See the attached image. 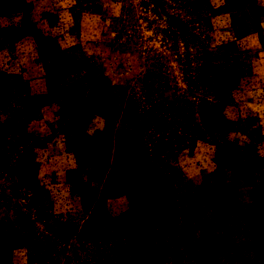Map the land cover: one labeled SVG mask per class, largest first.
Segmentation results:
<instances>
[{
	"label": "rangeland",
	"instance_id": "1",
	"mask_svg": "<svg viewBox=\"0 0 264 264\" xmlns=\"http://www.w3.org/2000/svg\"><path fill=\"white\" fill-rule=\"evenodd\" d=\"M25 1L29 7L13 24L0 17V71L10 75L0 85L13 83L11 91L2 88L3 116L9 117L15 99L23 119L11 128L24 142L5 134L0 150L10 169L13 145L31 148L33 187L13 191L9 175L0 178V264H90L79 256L85 255L82 246L92 245L75 231L89 213L109 216L123 205L152 221L159 239L181 236L180 255L162 264H264V0H210L226 13L224 33L232 36L234 28L245 34L237 67L251 115L231 134L235 146L223 171L208 159L215 143L210 131L174 151L168 191L158 164L142 159L152 149L149 133L168 137V120L152 116L144 125L140 119L187 93L182 66L162 32L165 15L151 11V4L141 8L142 0ZM114 15L125 25L121 35L111 27ZM23 16L50 40L55 57L38 53L34 36L12 37ZM151 55L167 57L161 76L170 81L155 95L145 73ZM199 97L210 100L207 91ZM130 117L139 129L129 126ZM195 117L203 121L196 113L194 124ZM241 178L247 181L239 184ZM22 223L45 241L56 237L57 246L42 252L25 247Z\"/></svg>",
	"mask_w": 264,
	"mask_h": 264
},
{
	"label": "trees",
	"instance_id": "2",
	"mask_svg": "<svg viewBox=\"0 0 264 264\" xmlns=\"http://www.w3.org/2000/svg\"><path fill=\"white\" fill-rule=\"evenodd\" d=\"M150 4L153 6L151 11H156L158 8V12L165 15L166 31L162 32L167 35L168 50L174 54L175 60L182 66L187 88V93L177 96L171 105H162L160 110H152L140 118L144 125L147 124V119L152 116L154 117L150 121L162 119L163 122H167L166 120H168L169 128L166 130L169 132L168 137L164 140L165 133L161 136L149 133L152 149L145 146L149 148V151L145 149L142 156L145 161L158 164L157 168L164 174L163 184L168 191L172 188V179L169 178L168 173L174 151H177L178 148L184 147L185 149L191 146L187 145V140L194 144L193 137L198 132L206 134L210 131L214 133L215 143L209 147L208 159L215 164L214 167H220L218 170L223 171V164L228 158L229 149L232 151L235 146L231 134L236 133V128L240 125L246 124L240 121L241 118H244L243 116L251 115L240 96V93L247 88H243L242 75L238 72L237 67L241 64L239 55L241 54L240 49L245 46L244 39H242L245 34L234 28L231 29L232 36L224 33L220 24L225 22L226 13H219L210 0H142L141 8H146ZM28 7L29 3L25 0H0V17L8 18L13 24V20ZM122 22L117 16H112L111 27L116 30L118 35H121L120 30L126 32ZM129 30L131 31V29ZM22 34L37 38L38 53L45 58L55 57L56 50L53 49L50 40L47 42L44 35H39L28 16L22 17L12 37H19ZM127 37H129L127 41L130 43L129 48L132 39L129 35ZM181 47L184 49L182 53L179 51ZM172 54L170 53V56H173ZM167 57L151 55L146 58L145 73L148 75L146 82L151 86V89L155 88L153 93L149 92L152 95L157 94L159 92L157 90L162 86H169V79L161 76L163 69L161 61ZM6 71H0L1 79L6 80V77L10 76L6 74ZM261 79H264L263 74ZM7 83L8 81H5L0 85V115L2 116H0V144L4 140L5 134L13 136L16 142L20 141L15 130L11 127L13 122L21 124L23 119L19 109L20 104L15 99L13 101L15 107L11 106L9 117L4 118L5 116H3L7 112L3 108L2 88L9 87V91H11V87H13L12 82ZM247 84L249 83L246 82L245 85ZM200 91H207L210 100L200 99ZM4 102H8V99H5ZM198 108L200 109L198 110ZM196 113L202 115L203 121L200 122L198 117H195L196 123L194 124ZM254 115L256 114L254 113ZM244 119L247 120L246 117ZM4 120L5 122L2 123L1 121ZM133 122L130 117L129 126L132 129H139L137 122ZM261 129L262 125L255 128V130ZM138 132L144 133L143 130H138ZM22 145L24 143H21ZM13 148L15 150L11 152L14 164L10 169H6L8 156H4L0 150V178H3L4 174L9 175V181L12 182L10 189L13 191L18 190L20 186L22 189L31 188L33 187L32 172L27 161L31 148L23 146L18 149L15 144ZM149 167L156 168L154 165H149ZM245 180V178H241L239 184ZM36 200L41 202V197L36 196ZM126 206L118 207L116 211L110 209L109 216L101 217L94 212L89 213L85 219L83 218V225L74 234L87 240L92 245V249L82 246V253L85 252V255L84 257L79 256L81 261L88 257L91 259L90 264H162L167 261L169 256L172 255L174 258L180 255L181 236L178 238L176 235H169L166 240L159 239L157 237L159 233L151 224L152 221H147L146 216L140 217L138 212H126ZM22 224L24 226L22 231H26V234L19 236V241L22 240L25 247H32L42 252V248L57 246L56 237L52 242L45 241L44 238L33 233L26 223ZM205 250L209 252L210 249L205 247ZM101 257L108 258L107 263H104V259L101 260ZM78 263L80 264L79 260Z\"/></svg>",
	"mask_w": 264,
	"mask_h": 264
}]
</instances>
